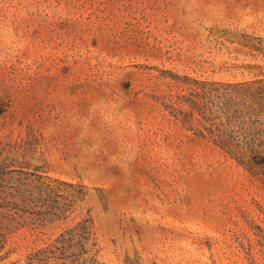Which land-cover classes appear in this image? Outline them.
<instances>
[{
	"label": "rangeland",
	"instance_id": "rangeland-1",
	"mask_svg": "<svg viewBox=\"0 0 264 264\" xmlns=\"http://www.w3.org/2000/svg\"><path fill=\"white\" fill-rule=\"evenodd\" d=\"M256 79L264 0H0V264H264V164L209 110Z\"/></svg>",
	"mask_w": 264,
	"mask_h": 264
},
{
	"label": "trees",
	"instance_id": "trees-1",
	"mask_svg": "<svg viewBox=\"0 0 264 264\" xmlns=\"http://www.w3.org/2000/svg\"><path fill=\"white\" fill-rule=\"evenodd\" d=\"M212 85L225 86L226 92L219 93L216 88L214 93L209 94L211 103V118L214 121L215 132L220 147L232 158L242 165L264 164V79L252 81L224 83L214 82ZM198 112L205 115V104L193 101ZM68 184V183H66ZM75 186L74 183H70ZM25 185V184H24ZM23 186V185H22ZM0 210H7V215H11L9 222L1 230H5L0 237L6 240L8 234L15 231L14 222L18 212L24 203L13 201L9 203L7 199L0 196ZM52 202V193H46L45 197L40 196L38 201L45 203ZM35 202V201H31ZM15 213V214H12ZM36 215L43 213L34 212ZM46 215V214H45ZM20 224V223H19ZM18 228V227H17ZM86 229H83L85 231ZM81 234L78 237L80 247L86 252L88 234ZM5 243L0 245V253L3 251Z\"/></svg>",
	"mask_w": 264,
	"mask_h": 264
}]
</instances>
